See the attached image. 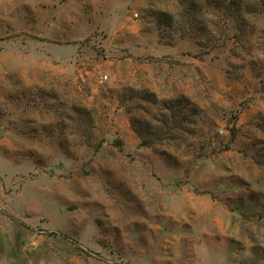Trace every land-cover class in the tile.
<instances>
[{
  "label": "rangeland",
  "instance_id": "rangeland-1",
  "mask_svg": "<svg viewBox=\"0 0 264 264\" xmlns=\"http://www.w3.org/2000/svg\"><path fill=\"white\" fill-rule=\"evenodd\" d=\"M0 264H264V0H0Z\"/></svg>",
  "mask_w": 264,
  "mask_h": 264
}]
</instances>
